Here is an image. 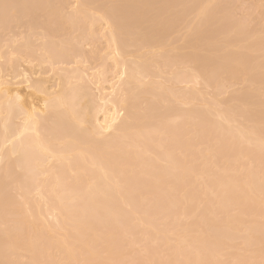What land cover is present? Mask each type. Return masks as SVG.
<instances>
[{"label":"rangeland","instance_id":"obj_1","mask_svg":"<svg viewBox=\"0 0 264 264\" xmlns=\"http://www.w3.org/2000/svg\"><path fill=\"white\" fill-rule=\"evenodd\" d=\"M80 1L0 0V81L21 80L25 69L45 78L52 97L62 95L40 118L41 147L30 149L43 158L47 151V168L24 166L29 175L21 155L0 149V264H264V0ZM49 55L58 59L53 66ZM106 98L124 108L123 125L79 128L85 109L101 118ZM9 119L17 129L19 118ZM49 167L58 174L50 177Z\"/></svg>","mask_w":264,"mask_h":264},{"label":"bare ground","instance_id":"obj_2","mask_svg":"<svg viewBox=\"0 0 264 264\" xmlns=\"http://www.w3.org/2000/svg\"><path fill=\"white\" fill-rule=\"evenodd\" d=\"M79 2V1H78ZM83 2H82V0L80 1V4H81V6L82 5H85V4H82ZM84 7L85 6H83V8H81V9H84ZM78 8V7H77ZM79 9V8H78ZM78 9H77V11H78ZM81 9H79V13H80V11H81ZM75 13H76V11H75ZM111 33H112V31H111ZM112 34H114V33H112ZM115 34H116V32H115ZM111 36H113V35H111ZM113 38L114 37H112V40H113ZM114 42H115V40H113ZM116 50V49H115ZM118 50H119V48H118ZM117 50V51H118ZM119 52V51H118ZM118 54H120V53H118ZM55 56V55H54ZM54 56H50L49 55V57H51L50 58V64L53 66V64L55 63V61H57L58 59L56 58H53ZM196 59V58H195ZM48 60H49V58H48ZM55 60V61H54ZM196 60H198V59H196ZM200 61L201 60H199V64H200ZM60 62V61H59ZM192 62H194V61H192ZM191 62V63H192ZM198 62V61H197ZM61 63V62H60ZM60 63H58V64H60ZM56 64H57V62H56ZM195 64H198V63H195ZM201 64H203V62H201ZM192 65V64H191ZM55 66V65H54ZM200 66V65H199ZM197 67V66H196ZM201 67V66H200ZM199 67V68H200ZM196 69V68H195ZM198 69V68H197ZM203 69V68H202ZM202 69H199V70H202ZM205 69V68H204ZM198 70V71H199ZM29 71V70H28ZM141 70L139 69V72H140ZM197 71V72H198ZM125 72L126 71H123L122 73H121V76H124L125 77V75H123V74H125ZM132 72V71H131ZM136 73L135 74H138V70L137 71H135ZM145 72V71H144ZM193 72L194 73H196L197 74V72H196V70L194 71V69H193ZM200 72V71H199ZM134 73V72H133ZM18 74H20V79L21 80H18L19 78L17 77V74H16V76L14 75V77L15 78H13V79H10V81H5V80H1V81H3V82H1L0 81V102H1V104H0V106L1 105H3V103H4V106H1L0 108H4V110H8V115L5 113V111H2V113H4L5 114V120H3V125H5L6 124V126H5V129H6V134H7V132L9 133L8 135L11 137H9V136H7L6 135V137L8 138H10L11 140H8L7 139V142L5 141V143H7V145L6 144H3V141L1 140V138H0V141H2V144H3V147L2 148H0L3 152H2V154H7L6 156H10V158L13 156V155H16V154H18V155H21L20 156V158H19V169H20V171H24V172H29V170H25L26 168L27 169H30L29 168V166H31L32 165V163H34L35 165H37V166H35L34 164V166L32 165V167H38V168H41V169H43L42 167L44 166V163H45V168H47L48 167V165H47V163L48 162H46V158H47V151H46V157H42V156H45V153L44 154H42V156H38V154H37V156L35 155L36 153H37V151H38V149L41 147L40 146V143H39V145L38 146H40V147H36L37 145H36V142H38V140L36 141L35 140V137L36 138H39V137H37V135H38V129L37 128H39V126H38V124H41V123H39V122H41V119L43 120V118H41V116L44 114V113H46V114H44L42 117H44L45 115H47V111L52 107V108H54L52 105H56L57 104V102H61L60 100H61V98H62V95H61V98H59V93L58 92H61V91H58V92H56V93H58L57 95L55 94V97H54V95H53V97H52V92H50L51 90V88L50 87H47L45 84H46V82H45V78H43V77H41L42 75H37V74H33V73H31V75H28L29 73L28 72H26V70L25 69H22V71H21V73L20 72H18ZM33 74V75H32ZM128 74V73H127ZM201 74V73H200ZM198 75V74H197ZM19 76V75H18ZM120 76V75H119ZM121 76L119 77V78H121ZM135 76V75H134ZM140 75L138 74V76H136V77H138V78H140L139 77ZM143 76H145V75H141V77H143ZM199 76V75H198ZM16 77L18 78V79H16ZM141 79V78H140ZM121 79H119V81H120ZM129 80V79H128ZM127 80V81H128ZM131 80H133V79H131ZM5 81V82H4ZM2 84V85H1ZM21 84L23 85V87L21 86ZM115 85H116V83H115ZM114 86V85H113ZM111 88L113 89V87L111 86ZM115 88V87H114ZM114 91V90H113ZM113 91L111 92V94H110V96H112V93H113ZM105 92V91H104ZM103 92V93H104ZM62 94V93H61ZM109 94H108V96H109ZM102 95V94H101ZM107 96V97H108ZM113 96H115V98H116V95H114V93H113ZM128 97V96H127ZM127 97H125L124 99H126ZM121 98H123V97H121ZM63 99H65V98H63ZM107 99V98H106ZM111 99H112V97H111ZM114 99V98H113ZM101 101L99 102V105H98V107H99V111L101 110L102 112H101V118H98V117H95V115L97 116V114L95 113V115H93V114H89L88 113V115H85L86 114V111H87V109H85L86 111H85V113L83 114V115H81V117L83 116L84 117V119H82L81 120V118H79L78 116H76V117H78V118H76L75 117V114L73 115V112L72 111H69V114H71L72 113V115H73V120H74V118H76L75 120V122H77L78 123V121L79 120H81V123H80V121H79V125H81V124H83L84 125V123H88V124H90L91 123V125H93L92 127H95V130L97 129V132H98V130L100 131V129L102 130V131H109L110 129H114L115 130V128H116V126H117V124L118 123H120V121L121 120H123V119H125L124 118V116L126 115L125 113H124V108H122V109H120V110H118L117 108V102H116V100H121V99H119L118 97H117V99L115 100V102L116 103H114V102H112V100H109V99H107L106 101H105V99H100ZM63 102V101H62ZM65 102V101H64ZM98 102V101H97ZM127 102V101H126ZM122 103H123V100H122ZM58 104H60V103H58ZM75 104H78V102L76 101V103ZM98 104V103H97ZM108 104V105H107ZM128 104H129V102H128ZM130 104H132L131 102H130ZM65 104H63V105H59L60 107L59 108H61L62 109V106H64ZM107 105V106H106ZM121 105V104H120ZM123 105H125V103L123 104ZM127 105V104H126ZM58 106V105H57ZM57 106H55V107H57ZM117 108H116V107ZM213 106V105H212ZM6 107V108H5ZM88 107V106H87ZM98 107H97V111L95 110L94 111V109H93V111L94 112H98ZM110 107V108H109ZM129 107V106H128ZM135 107V106H134ZM213 107H215V106H213ZM219 107V106H218ZM217 106H216V108H218ZM221 107H222V105H221ZM224 107V106H223ZM120 108V107H119ZM48 109V110H47ZM56 109V108H55ZM54 109V110H55ZM125 109H128V111L130 110L129 108H125ZM47 110V111H46ZM216 111H218V110H216L215 109V113H216ZM0 112H1V110H0ZM7 112V111H6ZM84 112V111H83ZM88 112V111H87ZM90 112V111H89ZM223 112H224V110H223ZM222 112V113H223ZM2 113H0L1 115H2ZM13 113V114H12ZM78 114H79V116H80V114H82V113H80V112H77ZM132 112L130 111V115H132L133 116V113L131 114ZM3 114V115H4ZM77 114V115H78ZM127 114L129 115V112H127ZM230 114V113H229ZM228 114V115H229ZM85 115V116H84ZM93 115V116H92ZM224 115H225V113H224ZM223 115V116H224ZM224 116L226 119H230L231 117H229V116ZM231 115V114H230ZM7 116H8V118H7ZM11 116V119L13 120H15L16 121V119H18L20 122H19V126L17 125L16 126V124H15V127H17V129H14V128H12V129H14V130H9V128H10V126H12L11 125V123L9 122L8 123V125L10 124V126L8 127L7 126V119H9V117ZM12 116H14V117H12ZM71 116V115H70ZM70 116H69V118H70ZM89 118V119H87V117ZM223 116H222V118H223ZM17 117V118H16ZM93 117H95L94 119H92ZM123 117V118H122ZM129 117V116H128ZM134 117V116H133ZM132 117V118H133ZM220 117V116H219ZM227 117H229V118H227ZM4 117H1V119H3ZM41 118V119H40ZM68 118V119H69ZM71 118H72V116H71ZM130 118H131V116H130ZM40 119V120H39ZM47 119V118H46ZM87 119V120H86ZM90 119H92V120H90ZM129 119V118H128ZM127 119V120H128ZM217 119H218V117H217ZM225 119V120H226ZM13 120V121H14ZM90 120V121H89ZM219 120H221V119H219ZM219 120H217V123H218V121ZM9 121H10V119H9ZM13 121H12V124H13ZM72 121V120H71ZM85 121H87V122H85ZM222 121V120H221ZM230 121V120H229ZM228 120H226V122H228V123H230ZM233 121V120H232ZM83 122V123H82ZM94 122V123H93ZM126 122V121H125ZM71 123V122H70ZM72 123H73V121H72ZM93 123V124H92ZM124 123V122H123ZM128 123V122H127ZM220 123V122H219ZM218 123V124H219ZM139 124V123H138ZM137 124V125H138ZM221 124H223V121L221 122ZM14 125V124H13ZM119 125V124H118ZM120 125H123L122 123H120ZM131 125V124H130ZM229 125V124H228ZM227 125V126H228ZM75 126V125H74ZM222 126V125H221ZM223 126H225V127H227L226 125H225V121H224V125ZM4 127V126H3ZM119 127V126H118ZM122 127V126H121ZM120 127V128H121ZM123 127H125V126H123ZM127 127V126H126ZM125 127V128H126ZM129 127V126H128ZM135 127H137V128H141V124L139 125V127L138 126H135ZM220 127V126H219ZM76 128H78V127H75V129L74 130H78V129H76ZM79 128H84V126L82 127V125L79 127ZM131 128V127H130ZM221 128V127H220ZM4 128H3V130H5ZM91 129V128H90ZM92 129H94V128H92ZM91 129V130H92ZM118 129V128H117ZM121 129H123V128H121ZM126 129H128V128H126ZM223 130H224V128H222ZM239 130V127L238 128H236V130ZM241 129H242V126H241ZM82 130V129H81ZM80 129H79V131H81ZM87 130V129H86ZM85 129L84 130H82V131H84V133H86L87 135L89 134V132H85L86 131ZM94 130V131H95ZM227 130H228V133H229V131H230V128L228 127L227 128ZM234 130V129H233ZM232 130V128H231V133L233 134V131ZM236 130H234V132L236 131ZM257 130V129H256ZM76 131H74V132H71V133H73V137H74V141H80V138H79V136H77V138L79 139V140H75L76 138H75V136H74V133L76 132ZM93 130H92V132L90 131V134L91 135H89L90 137H92V134H93V132H94ZM101 131V132H102ZM139 131V130H138ZM240 131V130H239ZM242 131V130H241ZM259 131V130H258ZM40 132V131H39ZM96 132V131H95ZM111 132V131H110ZM116 132V131H115ZM140 132V131H139ZM223 132V131H222ZM256 132V131H255ZM254 132V133H255ZM262 132V131H261ZM5 133V132H4ZM78 133H80V132H78ZM105 133V132H104ZM236 133V132H235ZM249 133H250V131H249ZM248 133V134H249ZM260 133V132H259ZM257 134V136L258 137H262V135H260V134ZM11 134V135H10ZM50 134V133H49ZM49 134H48V136H49ZM58 134H60L59 132H58ZM76 134V133H75ZM82 134H83V132H82ZM85 134V135H86ZM95 134V133H94ZM93 134V135H94ZM115 134V133H114ZM118 134V133H117ZM119 134H120V132H119ZM137 134H138V132H137ZM140 134H142L141 132H140ZM140 134H138V135H140ZM223 134H225V132L223 133ZM230 135V134H228L229 136H233V135ZM243 134H247V131H246V133H245V131H244V133ZM261 134H263V133H261ZM2 135H4V134H2ZM2 135H1V137H2ZM39 135H41L42 136V134H40L39 133ZM85 135H82V136H85ZM143 135V136H142ZM141 136L142 137H145L146 135L145 134H142ZM147 135H149V134H147ZM227 135V137H229ZM260 135V136H259ZM5 136V135H4ZM47 136V135H46ZM48 136H47V138H48ZM88 136V137H89ZM133 136H137V135H133ZM131 137V140H133V139H135L134 137ZM226 136V135H225ZM236 136H238L237 134H236ZM241 136H243L242 134H241ZM246 136V135H245ZM249 136V135H248ZM43 137V136H42ZM50 137V136H49ZM54 137V136H53ZM58 137V136H57ZM69 138H70V135L68 136ZM95 137V136H94ZM94 137H92V138H94ZM140 137V136H139ZM138 137V138H139ZM149 137H150V135H149ZM244 137V136H243ZM253 137V139H254V136H252ZM261 137L259 138V139H261ZM68 138V139H69ZM81 138H83V137H81ZM87 138V136H85L84 137V139H86ZM264 137H262V139H263ZM40 139V138H39ZM42 139H45V136L42 138ZM41 139V140H42ZM54 139V138H53ZM58 139V138H57ZM57 139H54V141H57ZM61 139H63V138H61ZM65 139V138H64ZM95 139V138H94ZM148 139V137H145L143 140H144V143H145V140H147ZM41 140H39V141H41ZM50 140V139H49ZM51 140H52V137H51ZM66 140H67V138H66ZM71 140H72V135H71ZM72 140V141H73ZM83 140V139H82ZM87 140V139H86ZM90 139H88V141H89ZM92 140V139H91ZM135 140H137V137H136V139ZM141 138H140V140L138 139L137 140V142L138 141H140L141 142ZM9 141V142H8ZM25 141V142H24ZM36 141V142H35ZM45 141H46V139H45ZM53 141V140H52ZM61 142V140H58V142ZM63 141V140H62ZM87 141V142H88ZM96 141V140H95ZM150 141H151V137H150ZM149 141V142H150ZM254 141H256V143L258 144V142H257V140H256V138H255V140ZM50 141H46V142H44V143H47V145L46 146H48V145H50V143H49ZM67 142H69V141H67ZM83 142H84V140H83ZM82 142V143H83ZM86 142V141H85ZM90 142H92V141H90ZM89 142V143H90ZM262 143L264 142V141H261ZM43 143V144H44ZM51 143H53V142H51ZM62 143V142H61ZM60 143V145H61V147L63 146L62 144ZM66 143V142H65ZM76 144H77V142H75ZM146 143H147V141H146ZM1 144V145H2ZM36 146H35V145ZM42 144V143H41ZM59 144V143H58ZM68 144H70V143H68ZM67 143L66 144H64V145H68ZM71 144H74V143H71ZM132 144V143H131ZM135 144V143H134ZM134 144H132V146L134 145ZM4 145H6L7 147L5 148V146ZM75 145V144H74ZM82 145V144H81ZM140 146L142 145V143L141 144H139ZM148 145H150V144H148ZM33 146H35V147H33ZM43 146H45V145H43ZM56 146V145H55ZM58 147H59V145H57ZM85 146V145H84ZM86 146H87V144H86ZM100 146V145H99ZM129 146H131V145H129ZM136 146H137V144H136ZM52 147V149H53V146H51ZM58 147H55V148H58ZM69 147V146H68ZM76 147V146H75ZM80 147V146H79ZM93 147H94V145H93ZM128 147V146H127ZM147 147V146H146ZM38 148V149H37ZM55 148H54V150H55ZM72 148H73V146H72ZM77 148V147H76ZM76 148H75V150H76ZM85 148V147H84ZM89 148H91V147H89ZM131 148H133V149H135V147L133 146V147H131ZM138 148V147H137ZM136 148V149H137ZM139 148H143L142 150H144L145 148H144V145L143 146H141V147H139ZM30 149H36V153L33 155V152L30 150ZM65 149V148H64ZM78 149V148H77ZM80 149H82V148H80ZM133 149H132V151H133ZM41 150H43V148H41ZM45 150V149H44ZM60 150V149H59ZM74 150V151H75ZM79 150V149H78ZM78 150H76V152L78 151ZM91 150V149H90ZM89 150V152H91ZM147 150V149H146ZM40 151V150H39ZM63 151V150H62ZM68 152L70 151V150H67ZM73 151V150H72ZM71 151V152H72ZM84 151H85V149H84ZM83 151V152H84ZM87 151H88V149H87ZM94 150H92V152H93ZM128 151V150H127ZM131 151V150H130ZM137 151V150H136ZM139 151V150H138ZM141 151V150H140ZM148 151V150H147ZM1 152V151H0ZM45 152V151H44ZM68 152H66V153H68ZM71 152H70V154H68V155H71ZM79 153L81 152L80 150L78 151ZM77 152V155H76V153H74L77 157H79V156H83V155H85V154H81V155H78L79 153ZM82 152V153H83ZM149 152V151H148ZM165 152H166V150H165ZM164 152V153H165ZM54 153V152H53ZM86 153V152H85ZM170 153V152H169ZM1 154V156H3ZM72 154H73V152H72ZM73 154V156L71 155V158L72 157H74L75 155ZM168 154V153H167ZM59 155V154H58ZM92 155H94V152L92 153ZM98 155V154H97ZM8 156V157H9ZM62 156H64V155H62ZM88 156V155H87ZM100 156H102V155H100ZM99 156V157H100ZM109 156V155H108ZM165 156V155H164ZM170 156V155H169ZM168 156V157H169ZM36 157H38L37 158V161H38V164H36L37 163V161H36ZM50 157H53V156H50ZM49 157V158H50ZM55 157H56V155H55ZM60 157V156H59ZM66 157V156H65ZM89 157V156H88ZM167 157V155H166V158H168ZM9 158V159H10ZM68 158V157H67ZM70 158V157H69ZM75 158V157H74ZM80 159L82 158V157H79ZM84 158V157H83ZM95 158H97V156L95 157ZM170 158V157H169ZM39 159V160H38ZM48 159V158H47ZM53 159H54V157H53ZM58 159V158H57ZM62 159H65V158H62ZM61 159V160H62ZM79 159V160H80ZM90 159V158H89ZM92 159V158H91ZM91 159H90V161H91ZM98 160H100V158H97ZM107 159H109V158H107ZM13 160V159H12ZM41 160V161H40ZM56 160V159H55ZM55 160H54V162H55ZM66 160V159H65ZM69 160V159H68ZM78 160V159H77ZM101 160H102V158H101ZM170 160V159H169ZM36 161V162H35ZM48 161V160H47ZM71 161H74V160H70L68 163H67V165L71 162ZM89 161V162H90ZM143 161L145 162L146 160L143 158ZM171 161H173V160H171ZM31 162V163H30ZM40 162V163H39ZM51 162V161H50ZM58 162H59V160H58ZM80 162V161H79ZM78 162V163H79ZM86 162V161H85ZM92 163V165L93 164H95V163H93V160L91 161ZM94 162H95V160H94ZM177 162V161H176ZM76 163V162H75ZM87 163V162H86ZM101 163H102V161H101ZM104 163V162H103ZM138 163H139V161H138ZM179 163V162H178ZM177 163V164H178ZM17 164V163H16ZM42 164V165H41ZM52 164H53V162H52ZM60 164V163H59ZM58 164V165H59ZM62 164V163H61ZM104 164H106V163H104ZM103 164V166H105L106 168H108L107 167V165H104ZM140 164V163H139ZM139 164H138V167H136V168H140V166H139ZM142 164H144L143 162H142ZM145 164H147V161H146V163ZM173 164V163H172ZM181 164V163H180ZM176 165V166H181L180 168L181 169H185L184 168V166L185 165ZM21 165V166H20ZM41 167H40V166ZM56 165V164H55ZM62 165H64V164H62ZM80 165V164H79ZM88 165H90V164H88ZM167 165H169V164H167ZM26 168H25V167ZM51 166V165H50ZM57 166V165H56ZM60 166V165H59ZM59 166H58V168H59ZM76 166H78V164L76 165ZM95 166V165H94ZM142 166V165H141ZM183 166V167H182ZM5 167V166H4ZM3 167V168H4ZM17 167V166H16ZM23 169H22V168ZM67 167V166H66ZM97 167L98 168H101L99 165H97ZM3 168H1V170L3 169ZM44 168V169H45ZM52 168H53V166H52ZM52 168H50L49 167V170H50V172H49V170L47 171V169H46V171H47V173H49V175H50V177L51 176H53L55 173H53V175H51L52 173H51V171H52ZM57 168V169H58ZM62 168H64L63 166H62ZM81 168V167H80ZM141 168H144L143 166L141 167ZM140 168V169H141ZM177 168V167H176ZM22 169V170H21ZM34 168H32V170H33ZM36 169V168H35ZM56 169V168H55ZM61 169V168H60ZM168 168H166V170H167ZM175 169V168H174ZM59 170V169H58ZM63 169H61V171H62ZM107 170H110V168L109 169H107ZM3 171H4V169H3ZM34 171V170H33ZM33 171H31V172H33ZM54 171V170H53ZM97 171V170H96ZM99 171H101V169L99 170ZM102 171H103V169H102ZM101 171V172H102ZM111 171V170H110ZM169 170H167V172H168ZM173 171V170H172ZM182 171V170H181ZM181 171H179V173H180V175L182 176L183 175V173H185V171L186 170H184V172H182L181 173ZM5 172V171H4ZM19 172V171H18ZM39 172V171H38ZM40 172H41V170H40ZM39 172V173H40ZM55 172H57V171H55ZM63 172V171H62ZM121 171L119 170L118 171V173H120ZM187 172H189V171H186V173ZM12 173V172H11ZM51 173V174H50ZM105 172L103 171V174H104ZM117 173V176H115V175H113V178L114 177H116V179H117V177H118V174ZM185 173V174H186ZM20 174V173H19ZM23 174V173H22ZM27 174V173H26ZM31 173L29 172V175H30ZM58 174V173H57ZM57 174H55V176L57 175ZM121 174V173H120ZM37 175V174H36ZM60 175V174H59ZM58 175V176H59ZM187 175H188V173H187ZM14 176V175H13ZM26 176V175H25ZM38 176V175H37ZM61 176H62V174H61ZM21 177V176H20ZM24 177V176H23ZM39 177V176H38ZM38 177H36V180H37V178ZM54 177V176H53ZM60 177V176H59ZM186 177V176H185ZM184 177V175H183V177L182 178H185ZM39 178H42V179H44L43 178V176L42 177H39ZM91 178V177H90ZM97 178V177H96ZM22 179V178H21ZM51 179V178H50ZM63 179V178H62ZM91 179H93V178H91ZM115 179V180H116ZM157 179H159V178H156L155 179V181L154 182H158L159 180H157ZM17 180H19V179H17ZM32 180V179H31ZM46 180V179H45ZM45 180H43V182L45 181ZM109 181H110V178L108 179ZM107 180V181H108ZM114 180V179H113ZM114 180V181H115ZM120 180L121 179H119V183H120ZM21 181V180H20ZM35 181V180H34ZM41 181V180H40ZM40 181H39V184H40ZM53 181H54V179H53ZM106 181V180H105ZM22 182V181H21ZM28 182V181H27ZM27 182H26V184H27ZM33 182V181H32ZM37 182V181H36ZM35 182V183H36ZM46 182H47V180H46ZM63 182H64V180H63ZM102 182V181H101ZM103 182H104V180H103ZM116 182H117V180H116ZM156 182V183H157ZM29 183V182H28ZM47 183H49L50 184V181L48 180V182ZM46 183V187H47V185L49 186V184H47ZM108 183H110V182H108ZM118 183V182H117ZM121 183H122V180H121ZM159 183V182H158ZM21 185H22V183H20ZM44 184V183H43ZM54 184H55V182H54ZM57 184V186H59L58 185V183H56ZM91 184V183H90ZM103 185H100V186H103V190H102V187H100V190H102V192L104 191V190H106V186H109V185H104V183H102ZM106 184V183H105ZM113 184V183H112ZM2 185H4V184H2ZM24 185V184H23ZM31 185V184H30ZM42 185V184H41ZM50 185H52V183L50 184ZM87 185H89L88 183H87ZM86 185V186H87ZM99 185V184H98ZM97 184H96V186H98ZM121 185V184H120ZM120 185L118 186V188L117 189H119L118 191H121L120 190ZM67 188H69V185L67 186V185H65ZM112 187H113V185H111ZM116 186V185H115ZM114 186V187H115ZM45 187V188H46ZM59 187H61V186H59ZM71 187V189H73V186H70ZM105 187V188H104ZM113 187V188H114ZM19 188V187H18ZM49 188V187H48ZM47 188V189H48ZM52 188V187H51ZM87 188V187H86ZM89 188H91V186H89ZM98 188V190H99V187H97ZM97 188H95L96 190H97ZM109 188H111V187H109ZM21 189V188H20ZM24 189H25V187H24ZM26 189H27V187H26ZM25 189V190H26ZM44 189V188H43ZM54 189V188H53ZM115 189V188H114ZM114 189H113V191H114ZM33 190V189H32ZM41 190H42V188H41ZM45 191H46V189H44ZM43 190V191H44ZM52 190V189H51ZM57 190H58V188H57ZM86 190V191H85ZM93 190V189H92ZM99 190V191H100ZM108 191H110V189H107ZM106 190V191H107ZM112 190V189H111ZM263 190V189H262ZM40 191V190H39ZM44 191V192H45ZM48 191V190H47ZM59 191V190H58ZM64 191V190H63ZM83 191H85V193H87V189H84ZM90 191V190H89ZM94 192H95V190H93ZM99 191H97L98 193H100ZM117 191V190H116ZM117 191V192H118ZM123 191H124V189H123ZM223 191H224V189H223ZM226 191V190H225ZM52 192V191H51ZM73 192L74 191H72V193H70V191H69V193H70V196H69V198H71V196L73 197V195L74 196H77L78 197V195H77V193H74L73 194ZM94 192H91L92 194L94 193ZM101 192V193H102ZM105 192V191H104ZM42 193V194H41ZM41 193H39V195L41 194V195H43V192L41 191ZM45 193H47V192H45ZM48 193H49V191H48ZM53 193H54V190H53ZM55 193H56V190H55ZM60 193V192H59ZM64 193V192H63ZM84 195H85V193L84 192H82ZM100 193V194H101ZM113 193H115V191L113 192ZM119 193V192H118ZM117 193V194H118ZM122 193H124V192H122ZM122 193H121V195H122ZM262 193H263V191H262ZM58 194V193H57ZM56 194V195H57ZM66 194H68V192L66 193ZM73 194V195H72ZM89 194V193H88ZM87 194V195H88ZM95 194H96V196L98 195L96 192H95ZM105 194V193H104ZM110 194V193H109ZM116 194V193H115ZM116 194V195H117ZM55 195V196H56ZM63 195V194H62ZM115 195V196H116ZM264 195V194H263ZM23 196V195H22ZM44 196V195H43ZM91 197H93V195H90ZM95 196V195H94ZM99 196V195H98ZM105 196V195H104ZM109 196H114V194L113 195H109ZM123 196H125V194L124 195H122L121 197H123ZM25 197V196H24ZM62 197H64V196H61V200L62 201H64V198H66V196L64 197V198H62ZM90 197V199L91 200H93L92 198ZM22 199H24L23 197H21ZM30 198V197H29ZM28 198V199H29ZM101 198H103L102 196H101ZM104 198H106L107 199V197L105 196ZM110 198V197H109ZM108 198V199H109ZM114 199H116V198H119V197H113ZM25 199H26V197H25ZM24 199V200H25ZM55 199V198H54ZM58 199V198H57ZM57 199H56V201H57ZM72 199V198H71ZM76 199V198H75ZM112 199V198H111ZM123 199H124V197H123ZM126 199V198H125ZM68 199L66 198L65 199V201H67ZM97 200V199H96ZM100 201L102 200V199H99ZM105 200V199H104ZM103 200V201H104ZM113 200V199H112ZM121 200V199H120ZM28 201V200H27ZM53 201V200H52ZM55 201V202H56ZM59 201V200H58ZM70 201V200H69ZM102 201V202H103ZM122 201V200H121ZM54 202V201H53ZM73 202V201H72ZM27 203V202H26ZM58 203V202H57ZM59 203H61L60 201H59ZM70 203V202H69ZM68 202H67V204H69ZM70 204H72V203H70ZM103 204H104V202H103ZM105 205H106V203H105ZM104 206V205H103ZM27 208V207H26ZM70 208V207H69ZM68 208V209H69ZM17 210H18V208H16ZM25 209V208H24ZM15 211V210H14ZM19 211V210H18ZM17 211V212H18ZM22 213V212H21ZM75 215V214H74ZM77 215H75L74 217H76ZM79 218V216L77 217V219ZM78 221H80L81 222V220H78ZM82 223V222H81ZM73 224V223H72ZM86 225H84V227H85ZM34 227H35V224H34ZM36 227H38V226H36ZM35 227V228H36ZM80 227V226H79ZM33 228V227H32ZM77 228V227H76ZM86 228V230H89V229H87V227H85ZM84 228V229H85ZM30 229H31V227H30ZM38 229V228H37ZM36 229V230H37ZM78 229V228H77ZM34 230V229H33ZM81 230V229H80ZM32 231V230H31ZM82 232H84V230H83V228H82V230H81ZM37 234V233H36ZM22 236V235H21ZM25 238H26V236H25ZM36 238H34V240H35ZM18 240V239H17ZM16 240V241H17ZM32 242V241H31ZM9 244V243H8ZM34 245V244H33ZM13 246V245H12ZM11 246V247H12ZM58 247H61V246H58ZM57 247V248H58ZM59 249V248H58ZM69 254V253H68ZM70 257V256H69ZM67 258H68V256H67ZM64 259H66L65 257H64ZM67 264V263H66Z\"/></svg>","mask_w":264,"mask_h":264}]
</instances>
